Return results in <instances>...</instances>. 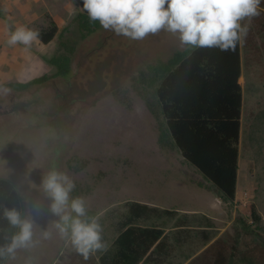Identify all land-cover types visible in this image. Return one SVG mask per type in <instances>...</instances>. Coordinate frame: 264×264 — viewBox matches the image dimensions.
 Returning <instances> with one entry per match:
<instances>
[{
  "label": "rangeland",
  "instance_id": "obj_1",
  "mask_svg": "<svg viewBox=\"0 0 264 264\" xmlns=\"http://www.w3.org/2000/svg\"><path fill=\"white\" fill-rule=\"evenodd\" d=\"M0 8V179L16 186L24 217L34 224L33 243L4 264L73 260L75 250L54 227L58 217L40 189L53 170L74 181L72 196L85 199L88 217L101 226L104 247L93 251L96 259L118 236L128 204L138 202L168 211L141 222L162 228L166 239L148 264H264V233L241 232V220L256 229L252 205L264 223V14L241 21L247 32L237 190L226 201L177 147L161 144L160 102L140 82L142 71L185 48L177 36L162 30L131 40L100 27L83 37L76 0H0ZM53 22L58 34L48 43L7 44L18 27L44 33ZM61 41L75 47L68 78L25 91L10 86L53 75L46 59L58 54Z\"/></svg>",
  "mask_w": 264,
  "mask_h": 264
},
{
  "label": "trees",
  "instance_id": "obj_2",
  "mask_svg": "<svg viewBox=\"0 0 264 264\" xmlns=\"http://www.w3.org/2000/svg\"><path fill=\"white\" fill-rule=\"evenodd\" d=\"M76 2L81 9L77 17L79 26L83 37H86L101 26L99 21L89 20L82 8L83 0ZM261 6L263 8L264 4ZM258 12L264 14L262 9ZM52 25L46 32L39 33L44 43L52 41L58 34L55 22ZM74 52L73 45L61 41L58 54L46 59L56 69L53 75L45 74L28 82L11 83L10 86L25 91L33 86L44 85L52 78H68L72 71ZM241 70L240 40L234 50L227 52H221L218 48L185 46L167 61L158 62L142 71L139 77L146 88L144 92L154 90L161 105L164 117L160 127L161 144L168 145L171 142L177 147L184 159L210 181L226 201H234L237 190L242 110ZM13 207L24 216L16 186L0 179V246L8 243L18 231L3 218V208ZM164 213L168 211L130 202L126 221L112 245L97 259L93 252L85 259L74 249L75 255L70 264H77L76 256L81 264H148L155 253L163 252L166 239L162 228L144 226L141 222L153 216L160 218ZM251 213L256 229L241 220V232L261 237L264 223L255 205L251 206ZM8 257H0V264H4ZM218 257H222V254L219 253Z\"/></svg>",
  "mask_w": 264,
  "mask_h": 264
},
{
  "label": "clouds",
  "instance_id": "obj_3",
  "mask_svg": "<svg viewBox=\"0 0 264 264\" xmlns=\"http://www.w3.org/2000/svg\"><path fill=\"white\" fill-rule=\"evenodd\" d=\"M261 0H83V10L104 30L131 40L166 31L177 36L181 46L234 50L247 32L241 21L259 15ZM39 33L18 27L9 34L7 44L30 48ZM8 91V89H3ZM40 189L50 199V211L58 217L54 227L61 238L70 241L85 259L104 247L101 226L88 217L83 197H73L74 181L55 170L43 177ZM3 218L18 229L9 242L0 246V257L14 256L19 248L33 243V221L15 207L3 208ZM45 237L49 235L44 233ZM7 239V238H6Z\"/></svg>",
  "mask_w": 264,
  "mask_h": 264
}]
</instances>
